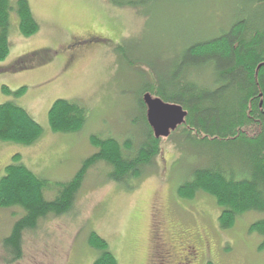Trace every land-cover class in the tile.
Segmentation results:
<instances>
[{
    "label": "rangeland",
    "instance_id": "obj_1",
    "mask_svg": "<svg viewBox=\"0 0 264 264\" xmlns=\"http://www.w3.org/2000/svg\"><path fill=\"white\" fill-rule=\"evenodd\" d=\"M27 2L39 28L24 37L18 31L16 16L10 14L9 53L0 60V103L13 102L24 108L42 133L29 145L0 142V177L12 156L19 154L20 162L39 177L67 181L81 161L95 151L89 143L93 134L112 136L120 142L130 136L136 147L144 132V124L132 121L141 117L136 94L142 73L152 79L155 72L151 69L155 67L162 79H170L191 42L218 36L239 20L250 30L264 28V3L258 0ZM73 38L87 41L78 45L79 53L72 59L61 61L62 55L48 50L52 60L8 70L26 54L43 48L59 50ZM125 60L133 63L128 65ZM192 78L209 81L211 71L198 69ZM21 87L25 91L15 95ZM57 99L72 100L86 108L87 117L79 131L62 133L48 128L47 111ZM182 129L178 125L161 137V155L152 161L153 166L143 169L139 179L110 181L108 168L97 162L85 175L70 211L47 215L35 229L25 230L22 256L11 263L1 240L22 210L0 209V264H92L98 256L87 244L92 231L106 240L118 264H145L152 220L163 222L175 240L185 238L177 227L189 229L186 238H209L218 262V244L222 241L220 251L224 252L222 246L229 250H225L221 264H264V251H257L260 237L248 233L258 214H245L218 236L219 209L212 197L197 193L193 200H183L177 196V188L190 179L192 170L217 159L212 144L190 141ZM239 165L236 160L227 164L234 168Z\"/></svg>",
    "mask_w": 264,
    "mask_h": 264
},
{
    "label": "trees",
    "instance_id": "obj_2",
    "mask_svg": "<svg viewBox=\"0 0 264 264\" xmlns=\"http://www.w3.org/2000/svg\"><path fill=\"white\" fill-rule=\"evenodd\" d=\"M10 14L16 16L18 31L24 37L39 28L27 0H0V60L9 53ZM47 50L24 55L8 70L50 61ZM201 68L211 71V80L199 82L192 78ZM151 71L155 72L152 79L142 73L136 94L141 117L140 121L137 117L132 121L144 124L142 139L136 147L130 136L120 142L112 136L90 135L89 143L95 151L81 161L67 181L39 177L20 162L19 154H14L4 166L0 209L22 210L9 234L1 240L10 257L8 263L21 258L25 230L35 229L47 215L70 211L85 175L97 162L108 168V180L121 183L141 178L143 169L154 165L152 161L162 152L161 138L155 137L147 122L142 100L146 92L181 108L185 114L180 125L184 138L209 142L216 149L217 159L209 161L207 167L192 170L190 179L177 188V196L183 200H193L197 193L212 197L219 209L216 225L220 235L245 214H258L249 224L248 233L260 237L257 251H264V28L250 30L245 21L239 20L218 36L191 42L170 79H162L155 67ZM24 91L25 87H21L14 94ZM86 117V108L80 103L57 99L47 111V124L52 132H77ZM41 133L40 125L24 108L13 102L0 103V142L29 145ZM230 160L238 161V168L228 167ZM87 244L98 252L92 264H118L106 240L97 233L88 234Z\"/></svg>",
    "mask_w": 264,
    "mask_h": 264
},
{
    "label": "flooded vegetation",
    "instance_id": "obj_3",
    "mask_svg": "<svg viewBox=\"0 0 264 264\" xmlns=\"http://www.w3.org/2000/svg\"><path fill=\"white\" fill-rule=\"evenodd\" d=\"M67 41L66 45L59 50H55V48L47 49L50 52H55L56 56L58 54L62 55L60 56L61 61L72 59L79 53L78 45L87 40H82L81 42L80 38H73ZM62 64L63 63L60 62V65ZM164 227L163 222L161 223L158 220H152L150 222V247L145 255V264H221L223 258L226 257L223 247L222 249L224 252L220 251V244L222 245V241L218 244L217 253L221 258V261L218 262L217 258L213 256L216 250L215 245H213L209 238H196L194 236L186 238V236L190 235L189 229L177 227L176 231L185 238L175 240L168 235V231L166 227L165 229ZM216 232H218V236H220L218 229ZM195 235H200V233Z\"/></svg>",
    "mask_w": 264,
    "mask_h": 264
},
{
    "label": "water",
    "instance_id": "obj_4",
    "mask_svg": "<svg viewBox=\"0 0 264 264\" xmlns=\"http://www.w3.org/2000/svg\"><path fill=\"white\" fill-rule=\"evenodd\" d=\"M146 106V118L155 137L168 135V130L175 129L183 122L184 113L181 108L171 103H165L160 98L146 92L142 96Z\"/></svg>",
    "mask_w": 264,
    "mask_h": 264
}]
</instances>
